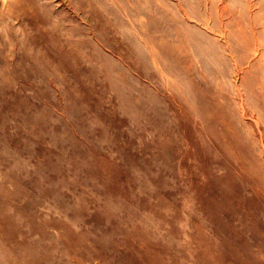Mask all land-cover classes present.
Returning <instances> with one entry per match:
<instances>
[{"label": "rangeland", "instance_id": "374dc122", "mask_svg": "<svg viewBox=\"0 0 264 264\" xmlns=\"http://www.w3.org/2000/svg\"><path fill=\"white\" fill-rule=\"evenodd\" d=\"M239 24L264 0H0V264H264Z\"/></svg>", "mask_w": 264, "mask_h": 264}, {"label": "bare ground", "instance_id": "6f19581e", "mask_svg": "<svg viewBox=\"0 0 264 264\" xmlns=\"http://www.w3.org/2000/svg\"><path fill=\"white\" fill-rule=\"evenodd\" d=\"M223 4V3H222ZM224 6V5H222ZM250 10V9H249ZM263 15V14H262ZM258 16V15H257ZM231 20V19H230ZM261 22V21H260ZM251 26L244 27V26H239L232 32V34L236 37H238V39L240 41L243 42L242 47H243V51L244 54L247 55L249 53L250 50L254 49L256 52H258L259 54V59L261 60L262 57L260 58V54H262V52H264L263 47H264V27L262 28V30L260 31V33L258 34L255 26L250 24ZM227 34V33H226ZM260 48H262V50H259ZM262 51V52H261ZM255 52V54H256ZM250 65V64H249ZM261 65H263V72H264V62L262 60ZM235 70H236V74H237V78H239L238 80H241V83L245 85L248 93L254 98L255 101H257V104L260 108V112H263L264 114V77H258L255 82H253L252 79V72H249L247 75L244 74V71L242 73V71L240 72V69L238 67V64L235 63ZM246 66V65H245ZM243 69V68H242ZM241 69V70H242ZM241 73V74H240ZM236 82V81H235ZM235 87H238V83H235ZM240 93V92H239ZM226 94V93H225ZM241 96V95H240ZM225 97V95L223 96ZM242 98V97H241ZM243 102V99H242ZM241 103V102H240ZM234 104L233 106L229 105V108L227 109V106H225L222 103H216V108L218 111L221 112V117L228 123L229 121L236 123L238 120V111L242 110L243 108L241 106V104ZM221 108H224L226 110V114L223 113L221 111ZM244 114V113H243ZM260 114V113H259ZM258 114V115H259ZM244 116V115H243ZM230 118V120L226 119V118ZM259 119V118H258ZM257 119V120H258ZM262 121H264V115L261 119ZM257 123L261 124V121L258 120ZM229 124V123H228ZM264 125V124H262ZM258 127V126H257ZM262 127V126H261ZM258 131L260 132V136L261 138H263V130H260L259 128H257ZM262 129V128H261ZM260 139V138H259ZM262 149L264 150V147H262ZM262 151V150H261ZM260 170V169H259ZM264 174V172H263Z\"/></svg>", "mask_w": 264, "mask_h": 264}]
</instances>
